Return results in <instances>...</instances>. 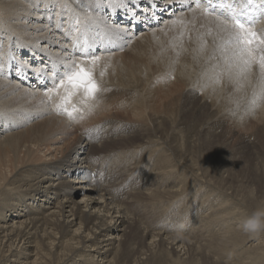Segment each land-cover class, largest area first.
I'll return each instance as SVG.
<instances>
[{
  "label": "bare ground",
  "instance_id": "1",
  "mask_svg": "<svg viewBox=\"0 0 264 264\" xmlns=\"http://www.w3.org/2000/svg\"><path fill=\"white\" fill-rule=\"evenodd\" d=\"M153 3L161 23L145 32L123 36L107 23L108 12H141ZM176 3L0 0V67L8 71L0 76V264H215L199 252L205 244L229 264H264L255 240L261 231L250 235L241 227L264 208V164L243 153L227 170L230 156L220 165L198 157L209 134L249 146L256 136L263 147L264 99L254 95L255 76L240 91L227 79L212 81L211 46L197 53L192 31L206 21L198 10L171 13ZM87 16L96 22L83 38H97L91 43L108 65L106 90L82 118L69 119L46 102L44 75L76 39L74 31L65 33ZM179 16L190 21L183 42L172 23ZM256 30H264V19ZM134 153L150 165L147 181L128 163ZM199 192L206 199L197 209ZM174 199L185 219L178 225L164 218L155 230L145 216L135 217L137 202L161 212Z\"/></svg>",
  "mask_w": 264,
  "mask_h": 264
},
{
  "label": "snow or ice",
  "instance_id": "2",
  "mask_svg": "<svg viewBox=\"0 0 264 264\" xmlns=\"http://www.w3.org/2000/svg\"><path fill=\"white\" fill-rule=\"evenodd\" d=\"M83 2V0H81ZM138 3V0H131ZM183 10L191 13H200L202 21L197 31V53L208 52L207 60L210 63L207 72L213 75L215 83L227 79L236 91L244 87V81L255 76L253 86L254 95L264 99V31H257L255 24L264 19V0H176ZM173 3V0H167ZM98 10V9H97ZM135 20L136 17L133 16ZM195 16L193 17V20ZM93 17L87 16L82 23L76 19L65 36L73 31L76 39H69L71 47L60 48L61 55L51 59L46 69L44 79L50 82L45 91L46 102L53 106L57 114L66 115L69 119H76V114L90 110L94 102L106 90L103 79L107 74V62L104 61L93 43L83 38L90 23H95ZM173 25H179L181 31L177 39L183 42L185 29L190 21L183 16L175 17ZM118 33L127 36L124 29L116 28ZM57 43H62L57 41ZM175 45H173L174 47ZM110 53V49H103ZM9 62H15V56L10 53ZM6 75L0 67V76ZM258 89V92H257ZM73 100L76 103H73ZM54 101H59L54 103ZM255 103V100L252 102ZM80 105L81 107H78Z\"/></svg>",
  "mask_w": 264,
  "mask_h": 264
},
{
  "label": "rangeland",
  "instance_id": "3",
  "mask_svg": "<svg viewBox=\"0 0 264 264\" xmlns=\"http://www.w3.org/2000/svg\"><path fill=\"white\" fill-rule=\"evenodd\" d=\"M89 39L91 40V42H94V41H96L97 40V38L94 36V37H89ZM195 65H196V63H195ZM220 136V138H221V140H219L220 138H215V137H212V136H210V134L208 135V138L209 139H206V142H205V144H203L202 146L204 147V150L198 155V157L199 158H201L202 156L204 157V155H205V157L203 158H201V160L202 161H204V162H206V163H211V164H215V165H220V163L223 161V158H227L228 156H230V157H228V158H230L229 160H228V166H227V170H229V169H231V168H234V167H236V165H237V160H239V158H240V156H243V153H245L246 155H249V156H251V157H253V159L256 161L255 163H257V164H264V159H261L262 157L264 158V143H262V146L263 147H261L260 146V142L261 141H259V138L257 139V137L255 136L254 137V141H252L251 143H253L254 145H252V146H249L247 143H236V142H234V138H229L228 139V141H227V139L225 140V137H221V134L219 135ZM212 137V138H211ZM213 138H215L214 140H213ZM208 140V141H207ZM218 140V141H217ZM222 140H224V141H222ZM212 141V142H211ZM226 141V142H225ZM232 141V142H231ZM256 141V142H255ZM208 142V143H207ZM211 142V143H210ZM213 142H214V144H213ZM229 142L231 143V144H229ZM236 143V144H234V143ZM255 142V143H254ZM264 142V141H263ZM257 143V144H256ZM210 144H212V146L210 145ZM216 144V145H215ZM227 144V145H226ZM229 144V145H228ZM256 144V145H255ZM205 145V146H204ZM224 145H225V147H224ZM231 145V146H230ZM259 145V146H258ZM228 146V147H227ZM235 146V147H234ZM255 146H256V148H255ZM210 147V148H209ZM227 147V148H226ZM252 147H254V149L252 148ZM196 148V147H195ZM214 148V149H213ZM216 148H218V149H216ZM223 148V149H222ZM194 148H191V153H193L194 152V150H193ZM206 149V150H205ZM234 151H233V150ZM249 149V150H248ZM211 150V151H210ZM209 153H208V152ZM233 151V152H232ZM243 151V152H242ZM247 151H249V153L247 152ZM206 152V153H205ZM241 152V153H240ZM252 152V153H251ZM253 152L254 153H256V154H253ZM196 153H197V150H196ZM204 153V154H203ZM258 153V154H257ZM202 154V155H201ZM212 154V155H211ZM225 154V155H224ZM231 154V155H230ZM240 154V155H239ZM211 155V156H210ZM239 155V156H238ZM221 156H223V157H221ZM233 156V157H232ZM236 156V157H235ZM259 156V157H258ZM208 157V158H207ZM211 157V158H210ZM221 159H220V158ZM258 157L259 158V160H258V158L256 159V158ZM238 158V159H237ZM209 159V160H208ZM139 160H140V155H138V154H136V153H134V155L132 156V157H130L129 158V160H128V163H129V165L131 166V168L133 167V168H135L137 171H139L140 172V174H141V177L142 178H144L146 181H147V177H148V174H149V171H150V165H142V164H139L138 162H139ZM231 160V161H230ZM257 160H258V162H257ZM189 161H190V163H193L194 162V156H192L190 159H189ZM209 161V162H208ZM260 161V162H259ZM263 163H262V162ZM135 163V164H134ZM134 164V165H133ZM232 164V165H231ZM212 166V165H211ZM230 166H232V167H230ZM230 167V168H229ZM225 170V169H224ZM127 171H126V174H125V176L127 175ZM131 179H134V178H130V177H127L124 181L125 182H130L131 181ZM128 180V181H127ZM146 185H147V182H146ZM195 189V188H194ZM196 197H197V199L196 198H194L193 200H195V202H193L194 204H196L195 206L197 207V209H200V205H201V202L203 201H205V196L203 195V193L202 192H199V194H197L196 195ZM175 200H176V202H175ZM178 199H174L173 201H171L169 204H171L168 208H169V210L168 209H166V210H163V211H165V212H163L162 210H159V211H161V212H158V211H156V209H152V206H150V205H148V206H146V204L145 205H143V203H140V202H137V206L135 205V208H134V210H135V217H137L136 215H138V216H140V214H141V216H145L146 218H147V220L148 221H150V224H151V226H152V228L153 229H157V228H159V227H157V226H160V227H162L161 226V224L163 223V222H170V223H173V225L175 224H180L181 222H183L185 219H184V213L183 212H181L182 211V209H183V207L182 206H179L180 205V202L179 201H177ZM175 204V206H173L174 204ZM179 202V203H178ZM177 203V204H176ZM261 203L263 204L264 203V201L262 200L261 201ZM142 204V205H141ZM168 204V205H169ZM173 204V205H172ZM179 204V205H178ZM194 204H193V206H194ZM261 204V205H262ZM179 206V207H177V206ZM203 206H204V203H203ZM202 206V207H203ZM143 209H142V208ZM151 207V208H150ZM178 208V210H176L177 208ZM262 207H264L263 205H262ZM173 210H172V209ZM180 208V209H179ZM136 209L138 210V211H136ZM144 209H146L145 210V212H143V210ZM192 209H194V207H192ZM148 210H150V211H148ZM167 210H168V213H167ZM263 210H264V208H263ZM146 211H148V212H150V213H148L147 212V214H146ZM152 211V212H151ZM155 211V212H154ZM175 211H177V212H175ZM179 211V212H178ZM251 212L253 211V210H250ZM145 213V214H143V213ZM162 212L164 213V214H162ZM185 212V211H184ZM209 211H206L205 213H204V215L205 216H207V213H208ZM139 213V214H138ZM152 213V214H151ZM159 213V214H158ZM174 213V214H173ZM176 213V214H175ZM180 213V214H179ZM202 213H203V211H202ZM201 213V214H202ZM156 214V215H155ZM161 214H162V216H161ZM166 214V215H165ZM168 214V215H167ZM173 216H172V215ZM179 214V215H178ZM183 216H182V215ZM147 215H150L152 218H154V219H152L151 217H149V216H147ZM155 215V216H154ZM160 215V217L162 218H160V217H158ZM171 217H170V216ZM178 215V216H177ZM164 216V217H163ZM175 216V217H174ZM177 216V217H176ZM180 216V217H179ZM157 217V218H156ZM182 217V218H181ZM138 218V217H137ZM152 220H151V219ZM164 218L167 220V221H165L164 220ZM175 218H176V220H175ZM178 218V219H177ZM159 219V220H158ZM160 220H161V222L162 223H160ZM175 222H174V221ZM179 220H182V221H179ZM154 221V222H153ZM158 221H159V225H158ZM173 221V222H172ZM189 221V220H188ZM190 222V221H189ZM184 224L185 225H187L186 227H185V233L187 232V230L190 228V224L188 225V222L186 221V222H184ZM157 225V226H156ZM200 225H203L202 223L201 224H199V226ZM199 226H197V229L196 230H198L199 228ZM182 230L184 229V228H182V227H180ZM170 231H174V232H177L174 228H171V230ZM184 231V230H183ZM171 233H169V235H170ZM207 235V232L205 231L204 233H203V236L204 235ZM260 234H261V236L260 235H258L257 237H255V240H256V242L259 244L260 243V245L259 246H261L262 248L264 247V237L262 238V236L264 235V231H261L260 232ZM172 235V234H171ZM175 235H178V234H175ZM180 236V235H179ZM181 236H188V234H183V235H181ZM169 237V236H168ZM260 238H262V240L260 239ZM261 240V241H260ZM190 242L188 243V244H190V246H192V240H189ZM262 242V243H261ZM213 244L215 243V241H213L212 242ZM185 244H187V243H185ZM184 244V245H185ZM187 244V245H188ZM202 244H204V242H202L201 243V245ZM194 245V244H193ZM208 247H207V246ZM196 245H194V248H196L195 247ZM211 246V247H210ZM193 247V246H192ZM205 247V248H204ZM213 246L212 245H210V244H205L204 246H202V247H199V252L200 253H202V252H204V253H202L201 255L203 256V257H205L208 261H212V262H214L215 264H229L230 263V259H228V260H226L225 261V259H223V261H222V259L220 258V257H218L217 256V254H214V247L212 248ZM202 250H201V249ZM206 248H208V249H206ZM209 248H211V249H209ZM211 250H213V251H211ZM210 252H212V253H210ZM208 253H209V255H208ZM214 257V258H211V257ZM216 258V259H215ZM219 260H218V259ZM214 259H215V261H214ZM225 261V262H224ZM219 262V263H218ZM222 262H224V263H222ZM202 262H200V264H201ZM231 263L233 264V263H236V262H233V261H231ZM203 264V263H202ZM204 264H209V263H205L204 262ZM245 264H250V262H246Z\"/></svg>",
  "mask_w": 264,
  "mask_h": 264
},
{
  "label": "clouds",
  "instance_id": "4",
  "mask_svg": "<svg viewBox=\"0 0 264 264\" xmlns=\"http://www.w3.org/2000/svg\"><path fill=\"white\" fill-rule=\"evenodd\" d=\"M93 162H95V158H93ZM241 227L245 233L250 235L264 231V210L255 211L243 221Z\"/></svg>",
  "mask_w": 264,
  "mask_h": 264
}]
</instances>
